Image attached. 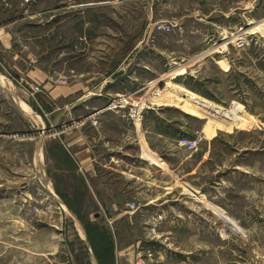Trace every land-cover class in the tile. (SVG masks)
<instances>
[{"label": "rangeland", "instance_id": "374dc122", "mask_svg": "<svg viewBox=\"0 0 264 264\" xmlns=\"http://www.w3.org/2000/svg\"><path fill=\"white\" fill-rule=\"evenodd\" d=\"M0 264H264V0H0Z\"/></svg>", "mask_w": 264, "mask_h": 264}, {"label": "crops", "instance_id": "0c3cea01", "mask_svg": "<svg viewBox=\"0 0 264 264\" xmlns=\"http://www.w3.org/2000/svg\"><path fill=\"white\" fill-rule=\"evenodd\" d=\"M181 42L182 41H179V43H181ZM200 57H198L195 54H193V56L187 55L185 57H182V59H178V60H181L182 63L183 62H187V64L184 66V69H186L187 67L188 68L191 67V65H195L193 68L191 67V69L195 70L196 67H197V65H198V63L199 64H202L203 61H205V59L203 60L204 57L203 58L202 57L200 58ZM164 61L166 62L165 59H164ZM168 64H169V66H172L173 70H176L177 67H175L174 64H171L170 62H168ZM123 71H124L123 69H118L117 70V73H122ZM124 74H125V72H124ZM113 76H114V74L113 75L111 74L110 75V78H105L104 81L102 79L103 84L101 85V90H100L101 92H105V90H107V88L110 85H114V84L117 85V83L119 81V78H114ZM112 92H113V94H112L113 96L111 95L112 99H110V98H103V101L105 100L104 102H106V104L102 105V107H104V108L100 109L99 110L100 111L99 113L96 112L94 114L89 115V119L92 120L94 118H98L104 112L113 111V109H116V110L123 109V107H124L125 104L126 105L129 104L130 111L132 112V115L129 116V119L132 120V122L134 124V128H135V132L137 133V131L140 128V125L137 123V120L140 119V117L138 116V113H140V111L144 110L142 108L144 107L143 105H145V104H143L142 100H135V99H131V98H129V99H122V95H121L122 92L119 89H116V90H114ZM133 94L135 95L136 93H133ZM98 96H100L102 98L103 95L100 94ZM131 96H133V95H131ZM118 97H121V99H119ZM100 100L102 101V99H100ZM129 100L131 101V103H128ZM147 104H149V103H147ZM86 120H88V118ZM91 152H92L91 150H88V149L85 150L81 155L78 156V159H79V162L80 163L81 162L82 163L84 162V171H85V173L88 174V176H89L90 179H93V178H97L98 175L95 172V169L97 168L96 157ZM148 165H149V167H152V165L155 166V164H153L152 162H149ZM149 167H148V169H150ZM116 211L117 210L115 208V212ZM115 214H113V216L116 217V219H115V222H116V221H118V219H120L122 217V215H118V214L115 215ZM96 218L101 219L102 217H101V215L98 214V215H96Z\"/></svg>", "mask_w": 264, "mask_h": 264}, {"label": "built area", "instance_id": "2783aa9c", "mask_svg": "<svg viewBox=\"0 0 264 264\" xmlns=\"http://www.w3.org/2000/svg\"><path fill=\"white\" fill-rule=\"evenodd\" d=\"M177 27H179L178 23L166 22L157 24L156 30L163 33H170L173 32ZM202 141L203 136L199 135L195 139L182 138L179 140V145L181 147L187 148L189 151H195Z\"/></svg>", "mask_w": 264, "mask_h": 264}, {"label": "bare ground", "instance_id": "6f19581e", "mask_svg": "<svg viewBox=\"0 0 264 264\" xmlns=\"http://www.w3.org/2000/svg\"><path fill=\"white\" fill-rule=\"evenodd\" d=\"M250 29H251V28H250ZM239 36H241V35H239ZM80 233H81L82 237H84V236H83V233H82V230L80 231Z\"/></svg>", "mask_w": 264, "mask_h": 264}, {"label": "trees", "instance_id": "16d2710c", "mask_svg": "<svg viewBox=\"0 0 264 264\" xmlns=\"http://www.w3.org/2000/svg\"><path fill=\"white\" fill-rule=\"evenodd\" d=\"M87 235V234H86ZM87 239H88V237H87ZM90 240V239H89Z\"/></svg>", "mask_w": 264, "mask_h": 264}]
</instances>
